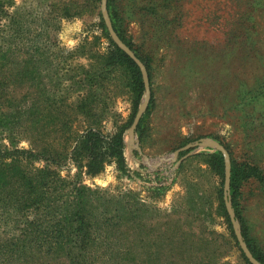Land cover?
<instances>
[{
	"label": "rangeland",
	"instance_id": "374dc122",
	"mask_svg": "<svg viewBox=\"0 0 264 264\" xmlns=\"http://www.w3.org/2000/svg\"><path fill=\"white\" fill-rule=\"evenodd\" d=\"M4 1L6 16L0 24L15 18L22 48L30 43L49 46L69 66L87 68L93 62L89 43L97 52L109 45L99 26L100 2L87 6L85 0H73L78 4L72 6L71 0ZM114 6L121 30L134 49L150 60L153 104L141 141L129 128L124 132L128 174L110 163L97 175L81 173L82 183L112 194L130 190L148 207L154 204L161 212L175 210L186 236L213 238L225 250L223 262L245 264L238 243L229 240L219 210L218 191L222 187L223 194L224 174H217L209 161V155L218 150L210 145L194 146L180 150L186 151L181 157L175 150L211 138L226 147L237 165L260 169L262 179L250 177L242 182L239 207L249 234L264 251V0H115ZM72 11L79 14L67 17ZM63 73L66 71L59 72ZM72 74L68 72V76ZM57 79L53 70L42 78L51 96L48 100L66 93L52 86ZM125 90L115 79L108 83L106 93L102 88L95 91L100 100L96 112L103 103L107 107L101 121L106 134L131 113V96ZM18 93L14 106L23 108L25 102L30 103L29 97L24 89ZM76 95L68 91V101ZM39 98L38 93L36 109L45 112ZM67 104L61 106L70 111L71 104ZM14 106L6 110L13 112ZM81 126L80 120L72 123L74 129ZM53 129L49 123L48 141L60 139V132ZM4 135L0 133V142L8 145ZM30 140L18 137L16 144L28 148ZM57 170L63 176L77 172L69 162ZM158 187L161 190L154 191ZM5 218L0 212V231L10 233ZM224 239L228 241L225 247ZM133 248L134 253L140 252L137 240H133Z\"/></svg>",
	"mask_w": 264,
	"mask_h": 264
},
{
	"label": "trees",
	"instance_id": "16d2710c",
	"mask_svg": "<svg viewBox=\"0 0 264 264\" xmlns=\"http://www.w3.org/2000/svg\"><path fill=\"white\" fill-rule=\"evenodd\" d=\"M71 1L72 6H77V2ZM85 1L87 6L100 2ZM114 2L106 0L113 29L143 62L151 86L150 60L134 49L130 38L121 30ZM78 14L72 11L66 16ZM98 15L102 35L109 45L97 52L89 43L93 62L87 68L82 64L69 66L65 57L51 52L49 46L30 43L22 48L18 41L20 26L15 18L11 23L0 24V133L9 141L8 145L0 142V212L7 216L4 221L11 226L10 233L0 231V264H147L148 261L152 264H230L221 260L225 250L215 239L186 236L175 210L161 212L154 204L148 207L130 190L112 194L82 183L81 173L97 175L110 163L128 174L123 135L144 94L139 67L110 39L100 12ZM4 16L5 1L0 0V21H4ZM49 70L58 78L52 86L66 92L60 93L62 96L55 101L48 100L51 97L47 93L48 85L42 80ZM62 70L66 73L59 74ZM68 72L73 74L68 76ZM115 79L131 96V113L125 122L114 125L112 133L106 134L101 121L107 107L103 103L104 109L96 112L100 100L95 91L102 88L106 93L108 83H114ZM66 81L70 84L64 85ZM20 89L25 90V97L30 101L23 108L20 104L14 106ZM68 91L77 93V98L68 101ZM38 93L45 112L36 109ZM67 103L71 104L70 111L61 106ZM152 104L150 91L147 106L134 129L139 141L143 139ZM11 106L14 110L8 112L6 109ZM76 119L81 121L80 129L72 127ZM49 123L55 128L52 131L60 132V139L48 141ZM18 137H30L29 147H18ZM185 153L180 151L179 156ZM209 161L223 177L222 154L215 151L209 155ZM68 162L77 172L63 176L57 167ZM250 177L258 180L263 175L257 166L242 167L230 156L231 206L247 247L264 264V251L249 234L239 207L241 184ZM160 190V187L154 188V191ZM218 195L229 240L237 244L224 206L222 187ZM133 240H137L139 253H134ZM223 244L224 247L228 244L227 239ZM241 255L245 264H250Z\"/></svg>",
	"mask_w": 264,
	"mask_h": 264
},
{
	"label": "water",
	"instance_id": "95a60500",
	"mask_svg": "<svg viewBox=\"0 0 264 264\" xmlns=\"http://www.w3.org/2000/svg\"><path fill=\"white\" fill-rule=\"evenodd\" d=\"M100 13H101V17L103 19V22L105 24V27L107 29V32H108L111 40L115 43V45L118 48H120L122 51H124L137 64V66L139 67V70L141 72V76H142V80H143V84H144V94H143V101L140 104V106H139V108H138V110L134 116V119H133V121H132V123L128 129L130 131V133L133 135L135 126H136L139 118L141 117L143 111L145 110L146 105L148 103V100L150 98V86H149L147 69H146L145 65L143 64V62L120 39V37L117 35L115 30L113 29L111 20H110L109 15H108L107 7H106V0H100ZM200 145H210L222 154L223 162H224L223 201H224V205H225L227 215H228L229 220L232 224L237 243H238L241 251L245 255V257L249 261V263L250 264H261L260 261L257 260L252 255L251 251L247 247V245H246V243L242 237L239 223L235 217V213H234L232 206H231L230 196H229L230 157H229V153L225 149V147L222 144H220L219 142H217L211 138H201V139L193 142L192 144H187V145L175 150V155H177L180 150H185V149H188L190 147L200 146Z\"/></svg>",
	"mask_w": 264,
	"mask_h": 264
}]
</instances>
